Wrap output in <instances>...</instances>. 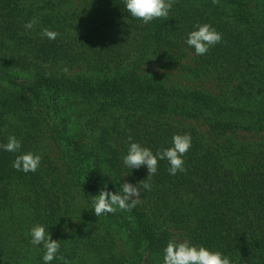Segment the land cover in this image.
<instances>
[{"label": "trees", "instance_id": "trees-1", "mask_svg": "<svg viewBox=\"0 0 264 264\" xmlns=\"http://www.w3.org/2000/svg\"><path fill=\"white\" fill-rule=\"evenodd\" d=\"M204 23L223 39L197 56L185 39ZM155 61L217 91L167 83ZM263 132L264 0H175L148 24L124 0H0V144L15 136L41 156L24 173L19 153L0 150V264H43L36 224L61 242L52 264H163L172 239L264 264V141L242 140ZM184 133V173L169 175L167 160L153 176L123 165L129 137L156 152ZM140 182L151 190L134 208L94 215L105 184Z\"/></svg>", "mask_w": 264, "mask_h": 264}, {"label": "clouds", "instance_id": "clouds-1", "mask_svg": "<svg viewBox=\"0 0 264 264\" xmlns=\"http://www.w3.org/2000/svg\"><path fill=\"white\" fill-rule=\"evenodd\" d=\"M175 0H124V9L134 19L148 24L155 19H167L173 8ZM34 22H29L25 28L31 29ZM43 35L48 39H55L59 33L45 29ZM223 37L211 24H197L194 30L187 34L185 44L194 51L197 56L206 55L209 50L222 41ZM192 147L190 133L175 134L172 137V145L168 148L153 152L152 149L143 146L139 142H132L129 137L127 154L123 157V165L126 168H147L148 176H153L158 171V162L167 160L169 175L184 173L185 154ZM22 141L15 136H9L7 143L0 144V150L10 153H19L13 161V167L24 173L35 172L41 164V156L28 151L21 152ZM147 176V177H148ZM121 192L108 190L107 185L92 197V209L96 217L115 213L117 209L129 211L134 208L144 190H151L150 184L140 182L133 185L123 183ZM30 243L33 246L43 245L45 251L42 256L43 264H52L60 261L61 242L52 239L49 228L42 224H36L29 230ZM163 264H232L231 258L220 251H212L203 245L191 244L188 241L177 242L169 240L164 248ZM68 264V262H65Z\"/></svg>", "mask_w": 264, "mask_h": 264}, {"label": "rangeland", "instance_id": "rangeland-1", "mask_svg": "<svg viewBox=\"0 0 264 264\" xmlns=\"http://www.w3.org/2000/svg\"><path fill=\"white\" fill-rule=\"evenodd\" d=\"M194 58V54L189 55L188 58L182 61V64L191 65L192 60ZM150 71H154L155 73L159 74L161 79L165 80L167 83H179L181 86L185 87H200L206 91H210L215 93L217 91L216 85L217 83L211 79H204V80H194L189 78L186 75V71L184 70L183 65L181 64H172L166 61H155L154 63L149 64L147 67ZM80 69H73L69 72V74H75ZM202 131L204 128H200ZM244 142L249 143H259L260 141H264V132L259 135H248L244 136ZM174 233H177L176 230H173Z\"/></svg>", "mask_w": 264, "mask_h": 264}]
</instances>
